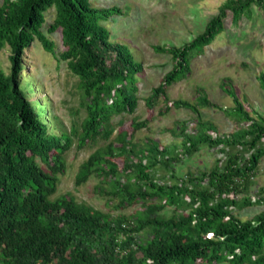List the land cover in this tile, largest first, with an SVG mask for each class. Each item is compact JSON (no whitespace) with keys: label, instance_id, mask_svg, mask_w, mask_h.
<instances>
[{"label":"trees","instance_id":"trees-1","mask_svg":"<svg viewBox=\"0 0 264 264\" xmlns=\"http://www.w3.org/2000/svg\"><path fill=\"white\" fill-rule=\"evenodd\" d=\"M51 8L55 17L46 32L60 31L64 50L59 54L42 31ZM254 8L264 9V0H225L189 42L153 46L155 53L170 56L172 67L151 89L145 105L152 108L161 96L166 100V88L190 74L191 60L224 31L227 13L236 26L242 18H250ZM115 15L122 16L119 7H95L90 0L0 4V51L5 45L10 49L9 73L0 70V264H264V208L245 221L236 214L245 207L264 206V188L257 190L256 198L251 194L264 156V117L248 112L224 82L221 88L234 102L226 113L236 126H245L220 134L211 122L202 120L199 107L217 106L198 90L197 104L179 99L169 106L190 110L196 117L192 132L187 122L177 123L182 137L178 154L151 139L137 148L126 132L117 135V145L109 141L113 117L135 113L136 75L143 73L129 47L111 40L105 23ZM35 41L53 58L66 62L79 79L86 117L78 146L98 139L108 142L80 164L74 185L79 187L93 176L108 182L107 194L117 198L119 206L141 204L136 215L112 217L67 195L51 199L65 171L64 154L72 139L47 132L29 99L31 88L22 81L24 53ZM257 80L264 90V71ZM146 126L145 120L132 121L133 130ZM203 146L223 156L211 169L182 177L169 170ZM118 157L122 168L113 162ZM157 166L167 170L170 182L157 181L153 173ZM166 207H172L174 214L161 215Z\"/></svg>","mask_w":264,"mask_h":264},{"label":"rangeland","instance_id":"rangeland-1","mask_svg":"<svg viewBox=\"0 0 264 264\" xmlns=\"http://www.w3.org/2000/svg\"><path fill=\"white\" fill-rule=\"evenodd\" d=\"M225 0H90L95 7L117 6L122 16L115 15L105 23L111 32V40L125 44L131 50L135 61L143 65V73L136 75L138 87V106L133 114H122L112 119L114 132L109 141L117 145L116 137L126 132L132 145L141 147L146 139L156 141L161 148L167 147L172 155L182 149V137L176 129L177 123L187 122L189 132L196 123L195 115L187 109H176L170 104L174 100H187L196 103L198 90H203L210 102L217 107H199L201 118L211 122L220 134H229L238 124L226 111L234 106L233 98L226 94L221 85L226 82L236 93L248 112L264 117V90L257 77L264 71V9L254 8L250 18H242L234 26L231 14L224 19V31L205 47L202 55L191 60V72L183 80L166 88V97H159L153 107L145 105L151 89L157 86L165 73L172 67L167 54H158L155 45L180 46L201 33L207 21L214 16ZM2 0H0L1 4ZM55 17L54 8L45 13L42 31L53 43L55 53L64 50L59 30L52 34L46 32L47 26ZM9 46L0 51V70L9 73ZM23 83L29 85V99L34 111L42 121L47 118V131L51 134L70 135L72 145L64 154L65 171L59 175L57 191L51 199L67 195L79 203L108 213L112 217L134 216L142 210L141 204L121 207L118 199L108 195L110 184L93 176L83 185L76 187L74 178L80 164L96 149L108 142L98 139L95 143L78 146L81 123L86 117L85 99L79 88V79L73 75L66 62L58 61L45 52L37 41L24 53ZM168 107L169 110H166ZM40 109V110H39ZM44 114V115H42ZM147 121V126L133 130L132 121ZM49 124V125H48ZM196 129V127H195ZM215 149L206 146L191 155L182 157L171 165L177 177L187 172L208 171L216 159L222 158ZM37 163L47 171L39 159ZM122 168V158L113 159ZM159 182H170L167 170L157 166L153 170ZM264 188V156L261 158L251 194L257 197V190ZM263 205H254L236 210L242 220L253 218L263 210ZM172 207H166L161 215L174 214ZM138 256H140L138 254ZM197 264H207L198 262Z\"/></svg>","mask_w":264,"mask_h":264},{"label":"clouds","instance_id":"clouds-1","mask_svg":"<svg viewBox=\"0 0 264 264\" xmlns=\"http://www.w3.org/2000/svg\"><path fill=\"white\" fill-rule=\"evenodd\" d=\"M42 115H44V114H42ZM40 118H41V116H40ZM46 119H47V118H46ZM47 121H48V120H44V121H42V122H45V123H47ZM48 125H49V124H48ZM47 132H48V131H47Z\"/></svg>","mask_w":264,"mask_h":264}]
</instances>
